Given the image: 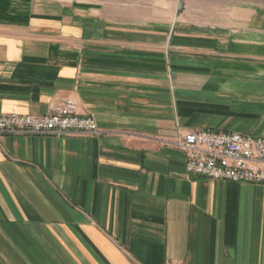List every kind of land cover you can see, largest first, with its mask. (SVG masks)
<instances>
[{
	"label": "crops",
	"instance_id": "0c3cea01",
	"mask_svg": "<svg viewBox=\"0 0 264 264\" xmlns=\"http://www.w3.org/2000/svg\"><path fill=\"white\" fill-rule=\"evenodd\" d=\"M70 97L100 134L0 137V264H264V185L164 143L264 137V10L208 27L0 0V115Z\"/></svg>",
	"mask_w": 264,
	"mask_h": 264
},
{
	"label": "built area",
	"instance_id": "2783aa9c",
	"mask_svg": "<svg viewBox=\"0 0 264 264\" xmlns=\"http://www.w3.org/2000/svg\"><path fill=\"white\" fill-rule=\"evenodd\" d=\"M97 121L80 114L67 98L46 115H0V137L8 135H98ZM166 145L184 152L186 171L214 181L264 185V137L210 130L180 133Z\"/></svg>",
	"mask_w": 264,
	"mask_h": 264
},
{
	"label": "rangeland",
	"instance_id": "374dc122",
	"mask_svg": "<svg viewBox=\"0 0 264 264\" xmlns=\"http://www.w3.org/2000/svg\"><path fill=\"white\" fill-rule=\"evenodd\" d=\"M34 2L50 0H31ZM100 9L128 23H186L208 27L228 25L237 9L264 10V0H51Z\"/></svg>",
	"mask_w": 264,
	"mask_h": 264
}]
</instances>
